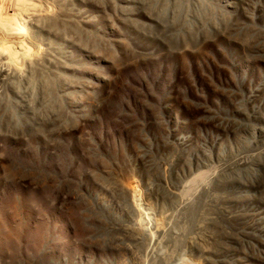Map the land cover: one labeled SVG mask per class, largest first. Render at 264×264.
Instances as JSON below:
<instances>
[{"label": "rangeland", "instance_id": "rangeland-1", "mask_svg": "<svg viewBox=\"0 0 264 264\" xmlns=\"http://www.w3.org/2000/svg\"><path fill=\"white\" fill-rule=\"evenodd\" d=\"M0 264H264V0H0Z\"/></svg>", "mask_w": 264, "mask_h": 264}, {"label": "bare ground", "instance_id": "bare-ground-1", "mask_svg": "<svg viewBox=\"0 0 264 264\" xmlns=\"http://www.w3.org/2000/svg\"><path fill=\"white\" fill-rule=\"evenodd\" d=\"M15 57L17 56V55H14Z\"/></svg>", "mask_w": 264, "mask_h": 264}]
</instances>
